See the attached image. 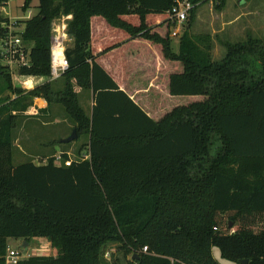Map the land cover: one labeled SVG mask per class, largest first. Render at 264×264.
Listing matches in <instances>:
<instances>
[{"label": "trees", "instance_id": "trees-1", "mask_svg": "<svg viewBox=\"0 0 264 264\" xmlns=\"http://www.w3.org/2000/svg\"><path fill=\"white\" fill-rule=\"evenodd\" d=\"M177 1L39 0L23 33L32 66L21 74L50 76L52 24L71 15L70 68L57 92L50 82L17 89L0 69L19 95L0 106V264L10 239L34 238L58 254L18 264H104L114 244L128 264H220L214 247L264 264V39L226 44L221 61L189 36L177 49ZM73 79L91 91V115ZM35 98L62 105L78 138L90 135L85 159L14 164L15 120Z\"/></svg>", "mask_w": 264, "mask_h": 264}, {"label": "rangeland", "instance_id": "rangeland-1", "mask_svg": "<svg viewBox=\"0 0 264 264\" xmlns=\"http://www.w3.org/2000/svg\"><path fill=\"white\" fill-rule=\"evenodd\" d=\"M241 0H225V3L222 4L221 8L219 3L220 1L208 0L202 2L198 6H195L193 16L191 14L188 20L183 24L178 37H172L174 46L179 49L180 43L186 36H189L194 44L199 48H210V55L213 60L221 61L226 55V44L228 43H239L245 42L249 37H253L247 33V20L244 18L229 27H223V23H227L230 19H234L237 16L241 15L243 8L238 7ZM25 0H9L6 6L0 7V18L9 22L12 21L19 26L17 28L18 32H21L25 28V22L31 19L38 13V4L39 0H33L31 3V8L25 11L23 9ZM264 7V6H263ZM258 28L260 29L256 34L259 39H264V16L260 18ZM183 31V32H182ZM254 38V37H253ZM73 42L69 43V46H72ZM0 69H3L10 74L12 82L13 75L12 73L21 74V71L17 69L10 70L8 67L0 66ZM36 77V76H31ZM47 78V77H43ZM49 82V81H48ZM45 82V83H48ZM74 84V89L78 94V100L80 105L84 108L88 115H91L92 112V93L90 90L80 87L77 85L75 79L72 80ZM67 83V78L63 77L59 81L50 82L52 89L54 91L63 90ZM14 87L20 90H28L17 83H13ZM19 95L13 93L6 89L5 80L0 76V106L4 103L9 104V100L13 102L16 100ZM34 105V99H33ZM54 108L55 117L59 118L58 120L64 121L54 128V132H57V135H53V140L50 144L47 145L46 150L44 147L38 148V145H33L26 140L24 134H29V132L34 131L31 129L34 125L31 122L36 118L37 112L32 110L25 112L23 116H19L15 120V127L13 129V140L18 138L19 142L17 145L13 146L14 153V164L20 165L25 162H34L37 165H42L47 163V161L40 160V156L48 155L52 150H55L58 147L57 151H52V155H55L57 165H67V161H63L62 154H68L70 160H81L87 157L88 153V144L90 141V135L86 132H83L77 140L69 144L59 143V140L69 137L74 130L76 125L65 112V109L62 105L54 103L51 105V109ZM34 109V106L32 107ZM45 116L39 118L41 122H44ZM53 128V127H52ZM42 132V131H41ZM22 150V151H21ZM47 238H34L30 241V244L27 248H24V244L19 239H10L8 242V249L16 250L22 259H29L32 256H56L58 254L57 250L52 246L47 248L48 244ZM8 251V250H7ZM107 251H110V257L104 255V264H128V260H131V257L128 259L124 258L122 252H119L117 245H111ZM213 256L220 264H241L239 262L225 258L221 250L217 247L213 248Z\"/></svg>", "mask_w": 264, "mask_h": 264}, {"label": "built area", "instance_id": "built-area-1", "mask_svg": "<svg viewBox=\"0 0 264 264\" xmlns=\"http://www.w3.org/2000/svg\"><path fill=\"white\" fill-rule=\"evenodd\" d=\"M195 5L188 0L177 1L175 7L169 12L170 20L175 23L171 37H178L183 28V24L188 20L191 11ZM72 16H62L56 19L52 24V37H51V71L50 76L44 78V82L58 81L64 77L70 68L69 60L66 56V50L69 43L72 42L68 33V24ZM19 28L14 22H3L0 26V66L8 67L10 70L31 68L32 66V48L33 43L26 42L23 39L24 30L17 31ZM15 83L25 88L34 87L33 77L22 74L12 73ZM31 81L32 85L27 86V82ZM30 113V111L28 112ZM70 164L69 161L66 163ZM217 230V228H215ZM144 253L148 252L145 247ZM110 257V252L105 254ZM21 260L20 254L16 250L8 249L6 262L7 264H18Z\"/></svg>", "mask_w": 264, "mask_h": 264}, {"label": "crops", "instance_id": "crops-1", "mask_svg": "<svg viewBox=\"0 0 264 264\" xmlns=\"http://www.w3.org/2000/svg\"><path fill=\"white\" fill-rule=\"evenodd\" d=\"M263 6H264V0H241L240 4L238 5V7L243 8L241 15L237 16L234 19H230L229 21H227V23H223L222 26L223 27L232 26L244 18L245 20H247V23H246L247 33L248 34L251 33V35L254 38H259L256 33L260 30L258 28L259 20H260L261 16H262V18L264 16V7ZM169 18H170V16H169ZM102 61H104L103 65L111 73H113L112 69L108 66V63H106L104 58ZM33 78H34L33 79L34 87L28 88V91L33 90V89L40 87L43 84H45L43 77H33ZM13 83L15 84L14 79H13ZM26 85L31 86L32 85L31 81H28ZM92 107H93V104H92ZM32 110H35V112L38 113V114H36V118H34V121L31 122L32 125H34L31 129H33L34 131L29 132V134L28 133L24 134L25 138H26V140H28V142L30 144L38 145L39 149H42L40 147H44V149H46L47 145L50 144L51 141L53 140L52 139L53 135H55V134L57 135V132L53 131L54 128L57 125H59L60 123H62V122L64 123L65 120L60 122L58 120L59 118L52 115V114H54V108H52V109L48 108V102L44 98H35L34 99V109H31L30 112ZM43 116H45L44 119H46V120H44V122H41L39 118H41ZM18 142H19V139L15 137L13 140L14 146L17 145ZM46 150L49 151L51 149L47 148ZM57 150H58V147H56L55 150H52V151H57ZM52 151L48 155L44 154V156H40L39 159L43 160V161H47L49 158L54 157L55 155L51 154ZM20 241L22 242V244L24 243L23 240H20ZM46 247L48 249L49 248L52 249V244L50 241L48 242V244H46Z\"/></svg>", "mask_w": 264, "mask_h": 264}, {"label": "water", "instance_id": "water-1", "mask_svg": "<svg viewBox=\"0 0 264 264\" xmlns=\"http://www.w3.org/2000/svg\"><path fill=\"white\" fill-rule=\"evenodd\" d=\"M77 139H78V134H77V131L74 130L73 133L69 137H67L65 139H62L61 143L66 145V144H69V143H71V142H73L74 140H77ZM23 247L27 248L28 247V243L24 242V246ZM240 263L241 264H249V261L248 260H244V261H241Z\"/></svg>", "mask_w": 264, "mask_h": 264}]
</instances>
